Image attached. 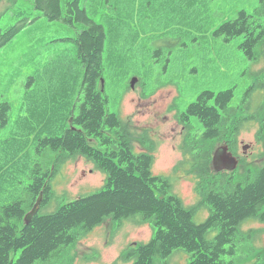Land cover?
<instances>
[{"label":"rangeland","instance_id":"obj_1","mask_svg":"<svg viewBox=\"0 0 264 264\" xmlns=\"http://www.w3.org/2000/svg\"><path fill=\"white\" fill-rule=\"evenodd\" d=\"M33 2L2 0L1 28L38 15ZM258 2L177 0L174 4L169 0H150L139 6L140 0H136V7L130 6V10H134L133 17L124 18L121 28L114 31L119 34L116 41L110 38L108 21L94 17L104 24L107 33L103 54L106 109L117 113L125 122L130 132L128 142L135 153L148 151V143L152 145V172L171 175L174 192L187 206L196 205L200 200L195 191L196 184L202 183L200 187H204L207 183L197 179L200 174L189 170L187 163L191 158L185 150L187 143L198 134L200 123L192 117L191 123L186 125L179 121L178 115L203 90L218 92L232 88L230 106L240 107V111L244 109L251 117L243 123L238 135L235 155L239 163L233 172L227 173L241 181L248 172L264 163V133L258 134L264 108V56L257 62L251 61L239 47L242 36L226 40L214 33L238 11L253 12ZM106 12L109 14L108 10ZM81 28L80 22L70 24L42 15L0 48V102L6 101L10 105L7 123L0 127V138L10 139L0 143V151L16 153L17 159L22 158L15 161V173L18 168H23L19 172L21 177H17L19 182L10 186L12 198L6 202L13 201L32 182L31 169L45 172L47 167L55 166L57 172L51 185L59 197L64 196L67 200L94 193L104 183L105 174L86 156L64 159L62 151H51L50 147L40 143L44 138L52 137V130L43 129V113L49 105L43 103V99L50 101L54 89L62 90V86L58 87L63 70L60 65L65 70L70 63L68 77L74 81L72 97H80L77 104L82 100L79 82H82L83 67L75 57L73 41ZM110 48L113 55L108 58L106 52ZM131 79H135L134 88L130 87ZM74 112L76 114L77 109ZM66 125L70 122L57 118L55 126L59 129L55 133H60ZM91 143L97 146L95 142ZM225 144L226 140L207 144L211 159L216 149ZM11 192L9 190V194ZM57 205L55 200L51 201L48 210H54ZM206 214L205 211L197 214L196 222L203 221ZM251 228L257 231L253 246L246 242L248 248L244 247L242 253L245 256L237 259V264H264V257H255L257 253L264 256V223L253 220L242 227L245 234ZM152 233L147 223L124 221L116 228L114 222L107 220L80 234L75 244L66 247L56 262L131 264L123 259L126 250L136 242L148 241ZM213 235L211 232L209 237ZM19 252L12 256H18ZM189 259L187 253L178 251L171 256L169 264H188Z\"/></svg>","mask_w":264,"mask_h":264},{"label":"trees","instance_id":"obj_2","mask_svg":"<svg viewBox=\"0 0 264 264\" xmlns=\"http://www.w3.org/2000/svg\"><path fill=\"white\" fill-rule=\"evenodd\" d=\"M169 1L175 4L177 0ZM140 2L142 6L150 0ZM33 4L38 15L26 17L22 23L5 29L0 26V48L42 15L50 20L82 24L73 39L75 57L83 67L82 82H79L82 100L77 104L80 97H72L74 81L68 77L70 63L65 70L60 65L63 70L58 87L62 86V90L56 88L51 92L52 104L49 99H43V103L49 104L44 108L43 129L52 130V137L40 143L51 151H62L64 159L86 156L106 178L98 191L67 200L59 197L51 185L57 172L55 166L47 167L45 172L31 169L32 182L13 201L6 202L12 198L10 186L21 177L19 172L23 168H18L16 173L14 170L15 161L22 158L17 159L16 153L0 151V264H58L56 260L62 251L74 245L80 234L107 220L118 227L124 221L147 223L152 227L148 241L136 242L126 250L123 259L131 264H169L171 256L178 251L190 256L188 264H237V259L245 256L242 253L244 247L248 248L246 242L253 246L257 232L251 228L245 234L243 225L253 220L264 223V163L248 172L241 181L236 180L234 174L214 171L210 165L207 144L226 140L229 150L236 154L240 129L251 118L244 109L240 111V107L230 106L233 89L203 90L178 115L179 121L186 125L191 123L192 117L200 123L198 134L187 143L185 150L191 158L187 163L189 170L200 174L197 179L207 183L204 187H200L202 183L196 184L200 200L196 205L187 206L174 192L171 175L152 172V145L148 143V151L135 153L128 142L130 132L125 122L117 113L106 109L103 54L107 33L104 24L94 17L108 21L110 38L116 41L119 34L114 31L121 28L124 18L133 17L134 10L131 11L130 6L136 7V0H34ZM214 33L226 40L242 36L239 47L244 55L254 62L261 60L264 56V0H259L251 13L238 11ZM106 55L112 57L113 49ZM9 110L8 102H0V127L7 123ZM262 114L258 134L264 133V108ZM57 118L70 122L60 133H55L59 129L55 126ZM7 139L10 138H0V143ZM26 166H29V158ZM40 194L39 209L26 222L24 217ZM54 200L58 205L48 210ZM203 211L207 213L204 220L196 222L195 216ZM211 232L214 235L209 237ZM19 250L18 256L13 257ZM255 257L264 256L257 253Z\"/></svg>","mask_w":264,"mask_h":264},{"label":"water","instance_id":"obj_3","mask_svg":"<svg viewBox=\"0 0 264 264\" xmlns=\"http://www.w3.org/2000/svg\"><path fill=\"white\" fill-rule=\"evenodd\" d=\"M131 80L132 81L130 82V87L134 88L135 79H131ZM212 163L216 171H221L222 169L230 170V169H234L237 166V159L235 158V156H233V154L230 151H228V147L225 145V146H221L215 151L212 158ZM41 196L42 194L39 195L33 208L25 215L24 219L26 222H28L33 216V214H35L38 211L41 201Z\"/></svg>","mask_w":264,"mask_h":264},{"label":"flooded vegetation","instance_id":"obj_4","mask_svg":"<svg viewBox=\"0 0 264 264\" xmlns=\"http://www.w3.org/2000/svg\"><path fill=\"white\" fill-rule=\"evenodd\" d=\"M220 159H221V157H220Z\"/></svg>","mask_w":264,"mask_h":264}]
</instances>
